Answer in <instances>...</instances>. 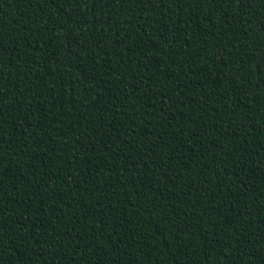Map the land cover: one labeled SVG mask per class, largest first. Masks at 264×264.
I'll return each mask as SVG.
<instances>
[{
  "label": "trees",
  "instance_id": "trees-1",
  "mask_svg": "<svg viewBox=\"0 0 264 264\" xmlns=\"http://www.w3.org/2000/svg\"><path fill=\"white\" fill-rule=\"evenodd\" d=\"M0 264H264V0H0Z\"/></svg>",
  "mask_w": 264,
  "mask_h": 264
}]
</instances>
